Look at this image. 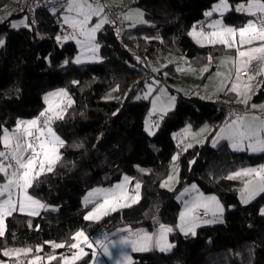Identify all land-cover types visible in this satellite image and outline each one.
I'll return each instance as SVG.
<instances>
[{
  "label": "trees",
  "instance_id": "obj_1",
  "mask_svg": "<svg viewBox=\"0 0 264 264\" xmlns=\"http://www.w3.org/2000/svg\"><path fill=\"white\" fill-rule=\"evenodd\" d=\"M217 1L134 0L131 4L142 10L150 24L123 23L122 42L111 25H104L97 33L102 60L96 63L73 64L75 44L62 41L58 46L55 42L62 9L56 13L37 11L35 26L11 29L9 18L0 23V39L4 40L0 47V135L4 128L14 129L17 120L38 116L44 107V93L62 88L72 99L64 118L53 123L65 142L59 148L61 160L29 189L55 210L42 211L37 216L13 213L6 217L7 230L0 238V257L4 258L1 250L6 247L39 246L43 257L54 253L58 258L39 264H61L59 257L79 230L92 240L95 230L104 223L108 224V230L158 228L157 220L174 226L180 210L175 197L184 186L194 183L201 192L219 197L225 206L222 223L200 227L195 235H185L174 228L168 235V242L174 245L170 251L136 252L131 264H264V215L261 214L264 193L244 204L236 191L241 182L227 178L235 169L263 164L264 153L233 152L226 142L212 147L209 138L228 118L223 107L209 99L178 95L153 136L144 130L148 102L134 101L154 75L147 59L158 50L183 55L198 66L209 57L234 51L220 44L198 46L189 36V29L204 19V13ZM240 2L244 0H229L230 4ZM248 18L230 11L225 14L224 23L239 26ZM213 69L212 65L210 71ZM155 75L165 83L177 79L172 63ZM113 87L120 97L104 100L105 92ZM218 97L241 105L235 102L232 92L224 91ZM262 101L264 77L245 110ZM205 122L214 125L208 139L192 147L183 146L182 152L177 153L176 187L173 190L161 187L167 166L176 153L174 135L186 124L197 128ZM124 175L131 178V186L140 183L139 199L99 220H85L88 206L83 208L81 203L85 193L95 187L110 186ZM46 242L66 246L54 250ZM91 257L89 253L75 264H88Z\"/></svg>",
  "mask_w": 264,
  "mask_h": 264
},
{
  "label": "snow or ice",
  "instance_id": "obj_2",
  "mask_svg": "<svg viewBox=\"0 0 264 264\" xmlns=\"http://www.w3.org/2000/svg\"><path fill=\"white\" fill-rule=\"evenodd\" d=\"M67 14L63 16V24L67 25L72 31L63 36H57V41L75 40L82 49H87L93 53L99 50L100 45L96 40V34L102 29L104 24L110 23L105 14V6L101 0H66L63 5ZM56 9H53L55 12ZM235 11L249 17L243 24L239 26H229L224 23L225 14ZM214 13L219 14V19L213 20L208 27L212 29L210 32L196 31L195 26L190 35L201 37L209 44H220L228 49H235V58H229L224 61L225 64H231L232 68L228 72V79H232V73L235 72V79L228 89L237 94V103H242L245 106L249 105L251 92V84L255 76L252 75L255 71L253 62H258L264 65V0H244V2L232 5L229 0H218L213 4L211 10L204 13L206 17H212ZM143 13L136 10L134 13L126 15L124 18L138 23H146L143 20ZM93 17H99L98 21L92 25L90 22ZM27 27V24H24ZM12 27H17L13 24ZM238 36V40H237ZM199 42V41H198ZM4 44V40L0 39V46ZM247 46V47H245ZM211 61V57H209ZM76 63H81V57H77ZM67 63V61H65ZM192 70V69H189ZM243 70H248V82L241 81L239 73ZM202 71H208L205 67ZM218 76L224 75L217 73ZM255 75H264V67L260 71L255 72ZM75 83V82H74ZM224 84L221 82V90ZM151 92V86L149 87ZM160 98L157 97V100ZM45 104L48 105L42 110L39 115L31 120H17L16 127L12 131L7 128L2 130L0 135V144L4 150H0V174H3L6 182L0 184V238L5 236L7 226L5 223L6 217H10L15 212L26 213L29 216H37L39 210L48 209V205L42 203L39 199L34 198L29 194V189L34 187V182L46 173L52 172L55 165L61 160L59 148L64 146L62 140L54 131L52 124L56 120H62L67 107L72 104L71 98L68 97L64 89L48 93L45 98ZM157 100L153 101V114L157 111L162 113L174 105L175 98L169 97V103L156 107ZM66 105V106H65ZM251 109H260L264 111V105H250ZM234 119L220 129L219 139H226L231 142L233 150L251 151L253 153H264V115L243 114L237 115L233 113ZM162 118V117H161ZM158 123L155 127H158ZM149 135H154L152 126L146 128ZM190 131V129L186 130ZM207 131V126L201 132ZM187 147H192L188 144ZM186 150V149H185ZM177 157H173L175 161ZM4 161H8L7 164ZM37 165L39 166L37 170ZM47 165V167H45ZM143 171V170H142ZM228 179H242L243 187L240 190V196L243 203L247 204L257 195L264 193V165L259 168H242L239 171L233 172ZM173 177L169 176L168 180L161 184V187H169V182ZM131 182V178L125 176L122 183L115 185L111 189H94L89 192L85 198L86 203H93L92 197H96L95 206L92 211L84 216L85 220H99L102 216H106L110 211H115L117 207L130 206L128 201H136L139 196L140 183L135 184V196H130L127 185ZM171 190V188H169ZM192 190H196V186L192 185ZM182 195H184L182 193ZM103 198V202H99V198ZM201 210L203 212L201 213ZM224 211L223 206L215 196L205 197L199 193L191 201L185 202L184 210L179 214V223L176 225L185 235H195V229L201 223H213L220 219ZM211 212L214 220H206L203 217ZM264 215V209L261 210ZM155 233H147L143 230L139 232H130L132 238L124 237L118 241L120 245L130 246L133 251H149L153 247L160 251H170L174 245L168 242V234L175 229L171 226L161 224ZM31 226V225H29ZM72 241L67 243L69 255H61L59 257L62 264H75L82 257L87 256L82 244L88 248H93V243L89 242V237L83 231H77L72 236ZM51 244L52 248L61 249L66 246L65 243L46 242ZM102 249V253L111 257L109 244L115 248L116 242L104 243L95 241ZM75 250V251H72ZM37 253L42 251L41 247L35 250ZM32 248L21 249H5L3 255L7 257H18L16 264H38L39 261L45 259L39 255L32 259H27L28 254L32 253ZM97 252H92V257H97ZM22 257V258H21ZM47 261L57 260V256L53 253L46 257ZM127 260V253L121 254V259L117 264H124ZM3 264V262H0Z\"/></svg>",
  "mask_w": 264,
  "mask_h": 264
},
{
  "label": "rangeland",
  "instance_id": "obj_3",
  "mask_svg": "<svg viewBox=\"0 0 264 264\" xmlns=\"http://www.w3.org/2000/svg\"><path fill=\"white\" fill-rule=\"evenodd\" d=\"M9 1H11V0L0 1V3L5 4V3H8ZM133 1L134 0H101V3L104 6L106 4H113V5L119 6L122 9V22L125 23L126 26H139V25H144L145 26V25H149L150 21L144 15H143V20L146 21V23H138V22H135L134 19L129 20V19H125L124 18L126 15L134 13L136 10H139L140 12H142V10L137 5L131 4V2H133ZM235 4H232V5H235ZM211 8L209 10H211ZM209 10H207V11H209ZM56 12L57 11H55V12L52 11V13H56ZM66 14H67V12H66L65 8H63L60 11V13H59V27H60V29H61L62 26L68 27L67 25L63 24V19H62L63 16L66 15ZM105 14L107 15L106 11H105ZM214 14H217V13H214ZM214 14H213L212 17H206L205 16L204 19H202L196 25H194L195 28H196V31L199 32L201 30V28H203V31H205V32L212 31V29H210L208 27V24H210L213 20H216V19L220 18L219 16H215ZM217 15H219V14H217ZM98 19H99V17H93L89 26L94 25L98 21ZM27 20H28V16L27 15H22V16L17 17V18H13L12 17V18H9V26H10L11 29L18 28V27H25L24 24H27L29 26V23L27 22ZM13 24H16L17 27H12ZM194 26H192L189 29L188 33H191L193 31V27ZM189 36L191 37L192 41L194 43H196L198 46H211L212 45V44H209L207 41L203 40L201 37L190 35V34H189ZM96 40H97V34H96ZM63 42H73L75 44V46H76V53H75V55L72 58V63L73 64L96 63V62H100L102 60V57L100 55L101 45H100V43L98 41L97 42L100 45V47H99V50L95 53V58H92L93 57V53L91 51H89L87 49H82L81 46L79 44H77L75 40L69 39V40L63 41ZM245 47H247V46H245ZM77 57H81V60H82L81 63H76L75 62ZM229 58H235V49H234L233 52L213 57V58H211V61L208 58L207 61L205 63L201 64L200 66L195 65L194 63L188 61L183 55L173 54V53H168V52H162L160 50H158L154 54V56L152 58H148L147 59V63L152 68V71L154 72V75L145 83L144 87L134 97V101H147L148 102L147 112H146L145 117H144V130H145V132L149 135L148 131H146V128L149 125H151L152 126V131L155 133L157 131V128H158V127H155V125L157 123L159 124V121H160L161 117L165 114V113H162L160 111H157V112H155L153 114V111H152L153 110V101L157 100V97L160 98L159 100H157V103H156V107L159 109L161 106L167 105L169 103V97H174L175 98V101H174V105H175L176 98H177L178 95L192 96V97L195 96L196 95V91H191V88H194L195 90L199 89V90L205 92V93H203L200 96V98H202L204 100H207L209 98H216L221 93H223L224 91H229L228 89L231 87V84L233 83V81L235 79V72L234 71L232 73V79H228L227 78L228 72L232 68V65L230 63L229 64H225L224 61L226 59H229ZM170 63H172V65L175 67V70L177 72V79H175L173 81L168 80L167 83H165V81L159 79L155 74L157 73L158 70H161L162 68L166 67ZM212 65L214 66V69L210 71V67ZM205 67L208 68V71H206V73L204 71H202V69L205 68ZM261 67H264V65H260V68ZM260 68L256 72L260 71ZM189 69H192V70H189ZM217 73H223L224 75L218 76ZM253 75L255 76V78L252 81H250L251 91H252V89L254 87V84L256 82L258 83V81H257L258 77L259 76H262V77L264 76V75H255V73ZM240 79H241V81L248 82V77L240 78ZM221 82H223V84H224L223 90H221ZM150 86H151V92H149V87ZM258 87L259 86H257V89H258ZM207 88H209V90L212 91V92H209ZM60 89H62V88L54 89V90L57 91V90H60ZM54 90L48 91V92H46V93H44L42 95V102L44 104L43 110L48 106V105L45 104V100H44L45 96L48 93H50V92H55ZM256 90L254 89L253 91L256 92ZM250 93H249V95H250V98H251L252 94H250ZM68 97H70V96L68 95ZM119 97H120V93L118 92L116 87H113L112 89H109L103 95V99L104 100H112V99H116V98H119ZM71 101H72V99H71ZM255 105H264V101H262L259 104H255ZM173 106L170 107L168 110L172 109ZM240 106H245V105L241 104ZM248 110L247 111L245 110L244 114L245 113H251V114H256V115H260L261 113L264 114V111H262L260 109H251L249 107ZM33 118H35V117H33ZM33 118H31V119H33ZM31 119H28V120H31ZM232 119H234V118H230L227 121L223 122L222 124L218 125V128L215 130L213 135L209 138V144L212 147H217L220 143H222V140L218 138L219 137V133H220L219 130L221 128H223L227 123H229ZM25 121H27V120H25ZM205 126H207V131L201 132V130L204 129ZM15 127H16V125H15ZM15 127H14V129H15ZM52 127H53V124H52ZM53 129H54V127H53ZM188 129H190V131L186 132V130H188ZM12 130H9V131H12ZM213 130H214V125L211 124V123H207V122L202 123L197 128H193L190 124H186L185 127L182 130H180V133H183V135H184V139L182 140V144H183V146L185 148H188L187 147L188 144H191L192 146L202 144L208 139V137L211 135ZM54 131L56 132L55 129H54ZM56 134L59 136V134L57 132H56ZM1 135H2V133H1ZM149 136H153V135H149ZM226 144L230 148V150L233 151V152H237V153L238 152L239 153L240 152H245V153H247L249 155L259 154V153H253V152L248 151V150H245V151L233 150V148L231 147V142L230 141L228 143H226ZM1 146H2V149H0V150H4L2 144H1ZM59 154H60V152H59ZM176 156H177V152L174 154L173 157H176ZM173 157H172L171 161L169 162V164L167 166L166 176L161 181V184H162V183H164L165 181L168 180L169 176L173 177L172 181L169 182V187H163V188H165L167 190H169V188H171V190H173L176 187L177 180H178V178H177L178 177L177 164L173 160ZM4 163L7 164L8 161H4ZM261 165H264V163L261 164ZM261 165L247 166V167H242V168H259ZM45 167H47V165H45ZM38 168H39V166L37 165V170H38ZM242 168H238V169H235V170L229 172L227 177L230 176L233 172L239 171ZM125 176L126 175L123 176V179H121L120 181L115 182L114 184L116 185V184L122 183ZM234 180H237V181L241 182L240 186L236 189L237 196H238L239 200H241L240 190L243 187V180L242 179H234ZM5 182H6V180H5L4 176H3V174H0V184L5 183ZM192 185H195V184L194 183L187 184L186 186H184L177 193L175 199L180 204V210H179V213H178V219H177L176 224L174 226H171V227L176 228V225L179 223V214H180L181 211L184 210L185 202L191 201L199 193H202L205 197L215 196L217 198V200L220 202V204L223 206L224 211H223L222 215L220 216L219 221L213 222V223H206V224L205 223H201L200 226L195 229V233H196V230L198 228H200V227H205V226L216 225V224L222 223L223 214L225 212V206L220 201L219 197L216 194L201 192L197 188L196 185H195L196 186V190H192ZM98 188H101V187H97V188L95 187L93 189L88 190L85 193L84 197L82 198V201H81L82 207L85 208V207L88 206V209H87L85 215H87L88 212L92 211L93 207L95 206V204L86 203L85 198L88 197L89 192H92L94 189H98ZM127 188H128L129 193H130V196H135L136 195L135 191H134L135 184H133L131 186L130 183H129L127 185ZM182 193L184 195H182ZM29 194H31L34 198L38 199L32 193L29 192ZM139 195H140V189H139ZM259 195H257L254 199H256ZM91 199H97V198L96 197H92ZM138 199H139V196L136 198V201ZM253 200H251V201H253ZM102 202H103V199L101 200V203ZM126 202L129 203V205L132 204V203H135V202H132L131 199H129ZM46 205L49 206L48 209H46V210L45 209H41V210H39V212H42V211H44V212L45 211H54L55 210L54 206L49 205V204H46ZM15 213L27 215L26 213H19V212H15ZM208 215L210 216V219H208V220H214L215 219L212 216L211 212H209ZM88 221H96V220H88ZM117 229H120V228H117ZM79 231H82V230H79ZM95 241H98V239H95V238L92 239V240L89 239V242L93 243V248H88L87 245H86V249H84V250L88 254H89V249H93V251L94 250H97V251L101 250V252H100L101 255L98 258V260H97V257H95V258L91 257L89 259L88 264H117V261L120 260V258L117 255H111V257L105 256L106 258H104V255L102 253V249L100 248L99 245H96L94 243ZM104 241L105 240H103L102 242H104ZM73 242H75V241H73ZM104 243H106V242H104ZM37 247H29V246H24V247H6V248L1 250V255L4 258L0 257V262H3V264H16V259H18V257H15V256H12V257L4 256L3 255V251L5 249L32 248L33 252L28 254L27 259H32L36 255H39V256L43 257L41 254H39V253H37L35 251ZM163 252H167V251H163ZM63 255H69V254H63ZM44 258L45 259L39 261L38 264L39 263H43V262L44 263L47 262L46 257H44ZM96 260H97V262H96ZM131 262H132V260H131ZM60 263L62 264V261H60ZM25 264H26V261H25Z\"/></svg>",
  "mask_w": 264,
  "mask_h": 264
},
{
  "label": "built area",
  "instance_id": "obj_4",
  "mask_svg": "<svg viewBox=\"0 0 264 264\" xmlns=\"http://www.w3.org/2000/svg\"><path fill=\"white\" fill-rule=\"evenodd\" d=\"M66 3V0H17L14 2H11L7 5L0 7V23H3L6 18L10 17H17L22 15L28 16V23L30 26H35L37 24L36 21V12L37 11H44V12H52L53 9H56V11H59L63 9V5ZM105 11L107 13L108 20L111 25L114 28V31L116 33V36L118 38L119 42H122L121 34L124 28L123 22H122V9L119 6L113 5V4H106L105 5ZM72 30L69 27L62 26L61 29L58 25V31L55 33V42L58 46L62 45V41H57V36H62L63 34H69ZM132 53L136 55V51L132 50ZM253 67L255 71L251 74H254L256 70L260 67V64L258 62H253ZM148 68L152 70V68L148 65ZM241 78H245L250 75V72L248 70H243L239 73ZM191 91H196V95L193 97L200 98L202 95L201 90H195L194 88H191ZM210 101H213L214 103H217L223 107L224 116L225 118H235L233 113L237 115H243L245 112V107L240 105L233 104L230 100L223 97H216V98H210ZM260 115H264L261 113ZM184 139L183 133H180L178 131L174 135V142H175V149L177 153L182 152L183 150V144L182 140ZM203 210H201V213ZM204 219L208 220L210 219V216H204ZM107 223L101 224L94 232V238L98 239L99 241H103V232L107 229ZM106 242V241H104ZM75 251V250H72ZM98 254V251H96ZM64 254H70L69 249L64 251ZM17 260V259H16Z\"/></svg>",
  "mask_w": 264,
  "mask_h": 264
},
{
  "label": "crops",
  "instance_id": "obj_5",
  "mask_svg": "<svg viewBox=\"0 0 264 264\" xmlns=\"http://www.w3.org/2000/svg\"><path fill=\"white\" fill-rule=\"evenodd\" d=\"M14 1H17V0H11V1H9L8 3H11V2H14ZM5 4H7V3H5ZM2 5H4L3 3H0V6H2ZM215 16H219V15H217V14H214ZM107 24V23H106ZM105 24V25H106ZM124 25H125V23H124ZM237 40H238V37H237ZM196 44V43H195ZM260 68V67H259ZM258 68V69H259ZM257 69V70H258ZM256 70V71H257ZM253 75V74H252ZM240 76V75H239ZM248 77V76H247ZM264 77V76H263ZM262 76H259L258 77V79H257V81H258V83L256 82L255 84H254V87H253V89H252V91H251V93L250 94H254V92L255 91H253L254 89L256 90L257 89V86H259V84H260V81H261V79L263 78ZM241 78V77H240ZM246 78V77H245ZM208 89V91L209 92H212V91H210L209 90V88H207ZM55 91V90H54ZM228 92H231V91H228ZM203 93H205V92H203L202 91V94ZM232 93H234V92H232ZM234 96H235V102L237 101V99H238V97H237V94L236 93H234ZM252 97V96H251ZM210 99V98H209ZM251 99V98H250ZM261 103V102H260ZM239 104H242V103H239ZM259 104V103H258ZM250 107V106H249ZM249 107H248V109H249ZM247 109V110H248ZM246 110V111H247ZM249 111V110H248ZM247 114H249V115H251V113H247ZM220 131V130H219ZM222 140V142H226V143H228L229 141L228 140H226V139H221ZM121 179H123V177L121 178ZM120 179V180H121ZM119 180V181H120ZM134 184H136V183H134ZM117 185V184H116ZM115 187V184H112V185H110V186H106V187H101L102 189H111V188H114ZM97 188V187H96ZM103 198L101 197V198H99V202H101V200H102ZM93 200V203H90V204H95V201L97 200V199H92ZM241 201V200H240ZM242 202V201H241ZM243 203V202H242ZM118 208H121V207H117L116 209H118ZM111 212V211H110ZM157 229L158 228H153V229H147V228H145V227H138V228H129V227H123V228H120V229H114V230H108V229H106L104 232H103V235H102V237H103V239L106 241V244L107 243H109V242H116L117 243V246L115 247V248H113V247H111V245L109 244V248H110V252L112 253V255H117L120 259H121V254L122 253H127V260H125L124 261V264H129L130 262H131V260H133V253H136V252H141V251H133L132 249H131V247L130 246H124V245H120L119 243H118V241L120 240V239H122V238H124V237H129V238H132L131 237V235H130V232L129 231H127V230H131V232H139V231H141V230H143L144 232H147V233H149V234H151V233H155L156 231H157ZM178 229V228H177ZM179 230V229H178ZM81 247H84V249H86V245H84V244H82L81 245ZM152 249H158V248H155V247H153ZM94 251H97V250H94ZM92 252H93V249H89V253L91 254V256H92ZM101 250H99L98 251V255H97V260H98V258L100 257V255H101ZM104 255V254H103ZM106 255H104V258H106L105 257ZM97 260H96V262H97ZM131 264V263H130Z\"/></svg>",
  "mask_w": 264,
  "mask_h": 264
}]
</instances>
